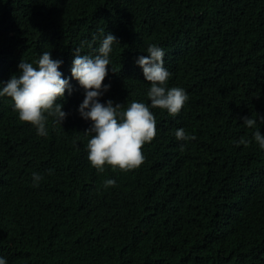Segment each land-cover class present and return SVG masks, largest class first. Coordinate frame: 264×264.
Masks as SVG:
<instances>
[{
	"label": "trees",
	"instance_id": "1",
	"mask_svg": "<svg viewBox=\"0 0 264 264\" xmlns=\"http://www.w3.org/2000/svg\"><path fill=\"white\" fill-rule=\"evenodd\" d=\"M101 28L119 41L102 102L149 103L134 61L148 44L164 48L169 86L188 94L176 116L150 109L156 125L172 127L159 131L171 140L139 168L97 172L77 81L61 101L72 114L67 130L49 121L46 137L0 97V256L7 264H264V150L236 144L252 137L243 116L264 134V0H0V82L42 51L63 59L70 78L73 49L94 34L97 45ZM179 127L195 139L178 141ZM105 178L116 184L105 188Z\"/></svg>",
	"mask_w": 264,
	"mask_h": 264
},
{
	"label": "clouds",
	"instance_id": "2",
	"mask_svg": "<svg viewBox=\"0 0 264 264\" xmlns=\"http://www.w3.org/2000/svg\"><path fill=\"white\" fill-rule=\"evenodd\" d=\"M104 33L99 43L94 46L97 37L91 41H81L73 49L70 67L71 77L64 76L60 70L63 59L54 58L51 51H42L38 58L29 62L23 57L17 64L18 71L9 79L0 82V97L10 98L17 118L35 128L38 136L48 135L47 124L51 121L57 128L67 130V123L72 115L64 110L61 101L73 93L71 80L77 81L83 90V99L77 106V112L82 119L90 121L85 133L89 138L86 143L87 159L97 172H104L105 167L113 170L129 171L139 168L146 155L158 158L162 155L163 145H168L171 139L162 140L160 129L171 130L172 127L156 125L151 108H160L171 116H176L186 104L188 94L180 86H169L171 73L165 67V50L163 47L151 43L146 46L147 55L135 58L143 73L145 81L149 82L146 96L149 103L131 100L127 103L114 102L112 99L101 101V97L110 89L111 85L104 83L108 72L113 71L110 66V55L114 43L118 38L110 31ZM92 49V53L81 54L84 47ZM144 82V81H143ZM243 125L252 128L251 140L241 136L237 145L248 146L254 141L259 149L264 150V134L257 125V119L243 116ZM178 141L188 142L195 136L188 134L184 128L174 130ZM185 144H180L183 150ZM33 185L42 179L39 172L31 173ZM114 178H105V188L114 186ZM0 264H7V259L0 256Z\"/></svg>",
	"mask_w": 264,
	"mask_h": 264
}]
</instances>
